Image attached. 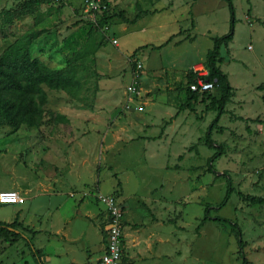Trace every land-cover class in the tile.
Here are the masks:
<instances>
[{"label": "rangeland", "instance_id": "rangeland-1", "mask_svg": "<svg viewBox=\"0 0 264 264\" xmlns=\"http://www.w3.org/2000/svg\"><path fill=\"white\" fill-rule=\"evenodd\" d=\"M104 1L107 10L93 12L87 0H0V56L33 29L43 32L31 57L49 69L65 67L88 41L96 47L94 77L78 75L75 95L42 87L39 127L0 124V193L21 199L0 202V222L17 221L24 235L0 232V264H36L25 237L43 264H96L106 210L99 194L123 210L121 264H242L243 255L246 264H264V204L246 200L264 199V0H231L233 39L220 48L217 66L231 92L210 134L221 147L211 162L217 151L204 137L218 113L210 101L224 84L189 101L187 70L205 66L215 39L229 33L227 5ZM171 36L184 40L166 44ZM165 72L171 83L180 76L173 91L163 85ZM206 208L210 220L201 223Z\"/></svg>", "mask_w": 264, "mask_h": 264}, {"label": "trees", "instance_id": "trees-1", "mask_svg": "<svg viewBox=\"0 0 264 264\" xmlns=\"http://www.w3.org/2000/svg\"><path fill=\"white\" fill-rule=\"evenodd\" d=\"M222 1L225 2L230 13L229 33L219 39H215L213 48L207 56V64L205 65L208 70V75L205 79L209 82H213L215 88L218 86V81H222L224 84L221 97L217 100L212 99L210 101V104L217 105L218 113L216 119L209 126L204 137L205 144L217 151L209 159V162L221 153V147L216 145L211 139L210 134L215 128L219 117L224 113L223 108L228 102L229 94L231 92V87L226 75L217 67L219 65V50L221 47L227 46V44L232 41L235 23L232 1ZM106 21L107 20L103 21V23H106ZM42 32L43 29H33L25 33L10 44L4 50L2 56H0V124L8 125L13 130H18L21 127L27 129L39 127L43 113L42 107L46 103V94L42 88L43 86L49 90L65 91L71 95H75V90L79 87L77 76L79 75L82 77V74H86L87 78H89L91 75L93 76L95 74L89 72V69L95 65L93 57L94 51L91 49L95 50L96 47L94 48L89 41L86 47L72 55V57L67 60L66 65L63 68L49 69L37 59L32 58L30 50L35 40ZM169 42H171V39H169L166 44ZM136 52H134L132 56H134ZM191 75L192 80L190 82L188 81V86L195 81V76L192 73ZM187 90V99L189 101H196L198 98L197 95L199 96V94L190 92L188 87ZM259 90H264V84L259 86ZM207 95L208 93H203L200 96H202L203 99H207ZM181 108H183L182 105L179 109L181 110ZM189 109L192 110L191 108ZM208 170H213L211 164H209ZM231 192V186L228 185L220 206L225 205ZM246 200L252 204H264V199L262 198L247 196ZM206 220H210L208 208L204 211L201 223ZM214 221L223 223L227 222L231 224L233 231L237 234L240 233L237 225L232 224L227 220L214 219ZM17 224L18 223L15 220L11 223L0 222V232L16 234L19 237H23L24 235L16 232L15 228ZM25 240L32 250L36 264H43L41 252L35 249L29 238L25 237ZM238 245L241 249L240 252L243 255V242L241 239L238 241ZM241 259L242 264H246L244 255L243 257L241 256Z\"/></svg>", "mask_w": 264, "mask_h": 264}, {"label": "built area", "instance_id": "built-area-1", "mask_svg": "<svg viewBox=\"0 0 264 264\" xmlns=\"http://www.w3.org/2000/svg\"><path fill=\"white\" fill-rule=\"evenodd\" d=\"M89 8L93 12H104L107 10V5L104 0H87ZM114 44L117 42L112 41ZM142 65L136 66L134 72L135 79L141 71ZM192 74L195 76V81L188 86L189 91L196 94L209 93L214 90V83L207 81L205 78L208 75V70L205 66H196L192 69ZM130 93L136 91L135 83L128 88ZM97 200L103 203L106 207L107 225H106V242L104 253L96 264H121V250L123 241V210L120 204L113 198L99 194ZM21 201L19 195L15 192L0 193V202L2 204H12Z\"/></svg>", "mask_w": 264, "mask_h": 264}, {"label": "crops", "instance_id": "crops-1", "mask_svg": "<svg viewBox=\"0 0 264 264\" xmlns=\"http://www.w3.org/2000/svg\"><path fill=\"white\" fill-rule=\"evenodd\" d=\"M175 7H176V5H175ZM175 7H170V9L169 10H171V11H173V10H175ZM174 35H176V34H172V36H174ZM171 36V38L169 37V39H171V41H172V39H173V37ZM175 37H180V36H178V35H176ZM178 40V43H180L182 40H184V38H178L177 39ZM176 40V41H177ZM176 41L175 40H173L172 42H169L170 44H173V45H177L178 43H176ZM166 45V44H165ZM138 53V52H137ZM148 57H149V55H147ZM138 58H140V54L138 53V56H137ZM145 59H146V57H144ZM161 65V64H160ZM158 66L156 69L157 70H161L162 69V67L161 66ZM145 65H144V63H143V67H144ZM197 66H201V65H197ZM204 66V65H203ZM147 67H150V64L148 63L147 64ZM155 66H151L150 67V69L151 68H154ZM191 67H193V65H191ZM196 67V66H195ZM144 69H146V67H144L143 69H142V71L138 74V77H137V79H135V74L133 73V78H134V83H138V84H141L140 83V79L141 78H143V74H144V72H143V70ZM193 68H190L189 70H187V72L189 71V72H191V70H192ZM221 70V69H220ZM221 72H222V70H221ZM223 73V72H222ZM165 74H166V79L163 81V85H164V87L166 88L167 86H169V89L171 90V91H173V89H172V84L174 83V82H177V81H180V76H178V75H176L175 77H174V79H172L173 80V82L171 83V82H168L167 80V78H168V73H166L165 72ZM185 75H186V72H185ZM144 85L146 86V88L145 89H143L142 88V86L140 87V89H141V91H143V90H146L147 89V83H144ZM160 86V84H155V86H154V88L155 89H157L158 87ZM186 100V99H185ZM208 104V103H207ZM171 115H172V113H170ZM173 116V115H172ZM174 118V117H173ZM175 119L176 118H174V121H175ZM138 126H140V125H138ZM173 128H174V125L173 124H171L170 125V129H171V131L173 132ZM218 128H220V127H218ZM215 129V128H214ZM213 129V130H214ZM212 130V131H213ZM215 131V130H214ZM160 133H161V131H160ZM163 134L164 135H166L167 133H166V130H164V132H163ZM103 212V215H105V221H103V229H102V231H101V234L103 235L102 236V253H101V256L103 255V253H104V246H105V242H106V225H107V222H108V220H107V215H106V212L103 210L102 211ZM125 218H124V214H123V241L125 240L124 238V229H125ZM100 256V257H101ZM100 257L97 259V261L100 259ZM96 261V262H97Z\"/></svg>", "mask_w": 264, "mask_h": 264}]
</instances>
